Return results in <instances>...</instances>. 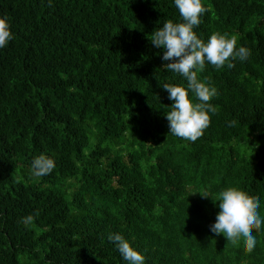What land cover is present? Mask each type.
I'll return each mask as SVG.
<instances>
[{
	"label": "trees",
	"instance_id": "obj_1",
	"mask_svg": "<svg viewBox=\"0 0 264 264\" xmlns=\"http://www.w3.org/2000/svg\"><path fill=\"white\" fill-rule=\"evenodd\" d=\"M203 3L198 35L235 34L250 55L198 74L217 111L188 141L169 133L162 87L186 81L150 41L180 20L172 0H0L14 33L0 48V264H127L115 232L145 264H264V224L251 252L209 227L228 186L264 215V0ZM41 153L56 166L37 178Z\"/></svg>",
	"mask_w": 264,
	"mask_h": 264
},
{
	"label": "clouds",
	"instance_id": "obj_2",
	"mask_svg": "<svg viewBox=\"0 0 264 264\" xmlns=\"http://www.w3.org/2000/svg\"><path fill=\"white\" fill-rule=\"evenodd\" d=\"M178 9L180 20H165L152 32L150 41L155 47H162L161 59L168 61L163 68L177 73L186 81L173 84L164 83L162 87L172 101L165 112L169 133L195 141L210 123V114L217 109L209 103L217 94V89L198 74L206 63L220 68L232 66L235 59L245 60L250 49L238 45V36L227 32H213L205 40L195 30L201 23L202 14L207 11L203 0H172ZM14 38L11 20L7 15H0V48L5 47ZM234 124L235 121H230ZM55 160L41 153L32 158L29 169L33 177H42L55 168ZM204 196H209L205 192ZM212 197V196H211ZM218 202L219 211L210 227L214 234H222L224 239L239 242L245 251L251 252L257 239V232L264 224V215L259 211L260 202L248 195L244 190L228 186L224 187L213 198ZM25 223L33 219L31 214L22 218ZM254 229V234L253 230ZM108 239L115 243L122 259L127 264H145L146 257L142 251L133 246L129 239L121 233H109Z\"/></svg>",
	"mask_w": 264,
	"mask_h": 264
}]
</instances>
